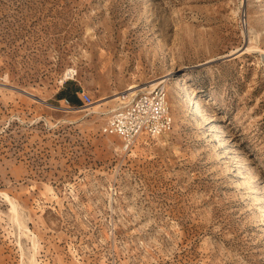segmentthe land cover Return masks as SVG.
I'll list each match as a JSON object with an SVG mask.
<instances>
[{
  "label": "rangeland",
  "instance_id": "374dc122",
  "mask_svg": "<svg viewBox=\"0 0 264 264\" xmlns=\"http://www.w3.org/2000/svg\"><path fill=\"white\" fill-rule=\"evenodd\" d=\"M157 80L169 132L102 133ZM35 260L264 264V0H0V264Z\"/></svg>",
  "mask_w": 264,
  "mask_h": 264
},
{
  "label": "built area",
  "instance_id": "2783aa9c",
  "mask_svg": "<svg viewBox=\"0 0 264 264\" xmlns=\"http://www.w3.org/2000/svg\"><path fill=\"white\" fill-rule=\"evenodd\" d=\"M80 97L85 106L93 103L92 96L82 91ZM64 110H75L69 99L61 100ZM173 116L164 86L137 95L128 104H123L117 112L110 114L102 127V133L118 136L129 148L141 136L156 138L169 132L173 127Z\"/></svg>",
  "mask_w": 264,
  "mask_h": 264
},
{
  "label": "bare ground",
  "instance_id": "6f19581e",
  "mask_svg": "<svg viewBox=\"0 0 264 264\" xmlns=\"http://www.w3.org/2000/svg\"><path fill=\"white\" fill-rule=\"evenodd\" d=\"M153 5H155V4H153ZM155 7V6H154ZM263 53V52H262ZM171 72V71H170ZM72 71H69L67 74H66V77H68V76H71L72 75ZM170 75V74H169ZM176 78H178V80L175 82V84L177 85V84H181V83H183L184 82V80H185V78H183V77H181V76H178V77H176ZM159 80H157L156 82H154V83H152L151 85H150V88L149 87H147V88H144V89H140V91L142 92V91H144V90H146V89H154V88H156L157 86H159V85H162L165 81H159ZM139 86L138 85H132L127 91H132L131 93H130V96L131 97H133V95L135 96V94L137 93V88H138ZM134 90H136V91H134ZM172 90V89H171ZM174 90V89H173ZM172 90V91H173ZM182 92H186V93H192L191 92V90H190V88L188 87V85L187 84H185V85H182ZM191 96H193V97H195V94L194 93H192V95ZM124 98V97H123ZM118 100H121L120 98H117ZM126 99V98H125ZM194 99V98H193ZM122 101V100H121ZM131 101V99L129 100V99H126L125 101H122V104H128L129 102ZM208 104H211L210 103V101L208 102ZM121 107V106H120ZM96 110V109H95ZM117 110H118V108H116V109H113L112 111H111V113L113 114V113H115V112H117ZM197 111V110H196ZM110 113V112H109ZM14 206V205H13ZM17 206V205H16ZM17 209V207H15V210ZM21 227V226H20ZM34 246H36V244H35V242H34ZM35 256V255H34ZM33 258H35V257H33ZM34 264H37V262H36V260L33 262Z\"/></svg>",
  "mask_w": 264,
  "mask_h": 264
},
{
  "label": "trees",
  "instance_id": "16d2710c",
  "mask_svg": "<svg viewBox=\"0 0 264 264\" xmlns=\"http://www.w3.org/2000/svg\"><path fill=\"white\" fill-rule=\"evenodd\" d=\"M61 93H62V94H61V96H60V98H59V99H62V98H63L62 96L64 95V93H63V92H61Z\"/></svg>",
  "mask_w": 264,
  "mask_h": 264
}]
</instances>
